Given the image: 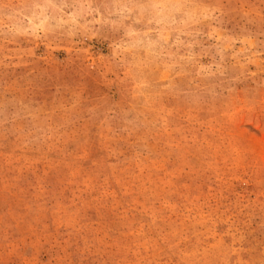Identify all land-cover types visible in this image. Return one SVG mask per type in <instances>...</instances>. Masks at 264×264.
<instances>
[{"label": "rangeland", "instance_id": "1", "mask_svg": "<svg viewBox=\"0 0 264 264\" xmlns=\"http://www.w3.org/2000/svg\"><path fill=\"white\" fill-rule=\"evenodd\" d=\"M0 264H264V0H0Z\"/></svg>", "mask_w": 264, "mask_h": 264}]
</instances>
